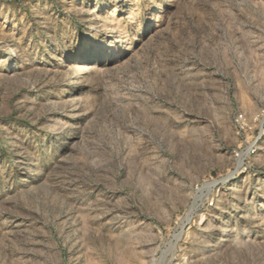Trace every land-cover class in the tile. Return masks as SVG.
<instances>
[{"label": "rangeland", "instance_id": "rangeland-1", "mask_svg": "<svg viewBox=\"0 0 264 264\" xmlns=\"http://www.w3.org/2000/svg\"><path fill=\"white\" fill-rule=\"evenodd\" d=\"M0 264H264V0H0Z\"/></svg>", "mask_w": 264, "mask_h": 264}]
</instances>
